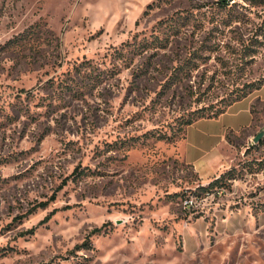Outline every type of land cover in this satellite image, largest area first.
Masks as SVG:
<instances>
[{
  "label": "rangeland",
  "instance_id": "obj_1",
  "mask_svg": "<svg viewBox=\"0 0 264 264\" xmlns=\"http://www.w3.org/2000/svg\"><path fill=\"white\" fill-rule=\"evenodd\" d=\"M263 85L264 0H0V264H264V101L182 155Z\"/></svg>",
  "mask_w": 264,
  "mask_h": 264
},
{
  "label": "crops",
  "instance_id": "obj_2",
  "mask_svg": "<svg viewBox=\"0 0 264 264\" xmlns=\"http://www.w3.org/2000/svg\"><path fill=\"white\" fill-rule=\"evenodd\" d=\"M258 100L264 101V85L234 102L218 117L202 118L187 126L185 139L189 140L182 152L183 158L206 182L219 177L228 164L229 135L239 134L254 125V106Z\"/></svg>",
  "mask_w": 264,
  "mask_h": 264
},
{
  "label": "trees",
  "instance_id": "obj_3",
  "mask_svg": "<svg viewBox=\"0 0 264 264\" xmlns=\"http://www.w3.org/2000/svg\"><path fill=\"white\" fill-rule=\"evenodd\" d=\"M224 1H226V0H221V2H224ZM247 96L248 95L244 93V95H242V97L234 100L230 105H232L234 102L239 101V100H241V99H243V98H245ZM224 112H226V110H222L221 109V110H218V111L214 112L213 115H209V116L202 115V116H199L197 118H193V119H191V120H189L187 122V126L193 124L195 121H197L199 119H202V118H214V117H218L219 115H221ZM231 172H232V170L229 171V172H227V173H223L221 176H219L216 179H214L213 181H211L209 183V186L204 187V188L207 189V188H211V187H214V186L218 185L227 176V174H230V176H231L230 179L235 178V176Z\"/></svg>",
  "mask_w": 264,
  "mask_h": 264
},
{
  "label": "water",
  "instance_id": "obj_4",
  "mask_svg": "<svg viewBox=\"0 0 264 264\" xmlns=\"http://www.w3.org/2000/svg\"><path fill=\"white\" fill-rule=\"evenodd\" d=\"M264 137V130L259 132L255 137H254V142L258 143L260 140Z\"/></svg>",
  "mask_w": 264,
  "mask_h": 264
}]
</instances>
